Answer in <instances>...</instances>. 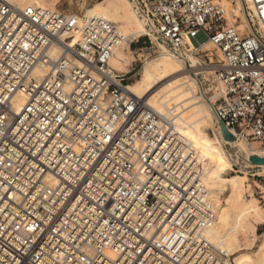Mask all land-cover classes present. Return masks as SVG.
Returning <instances> with one entry per match:
<instances>
[{
  "label": "built area",
  "instance_id": "built-area-1",
  "mask_svg": "<svg viewBox=\"0 0 264 264\" xmlns=\"http://www.w3.org/2000/svg\"><path fill=\"white\" fill-rule=\"evenodd\" d=\"M129 1L149 42L221 54L216 129L264 150V0ZM120 40L103 18L0 0V264H235L206 236L186 139L109 66Z\"/></svg>",
  "mask_w": 264,
  "mask_h": 264
},
{
  "label": "bare ground",
  "instance_id": "bare-ground-1",
  "mask_svg": "<svg viewBox=\"0 0 264 264\" xmlns=\"http://www.w3.org/2000/svg\"><path fill=\"white\" fill-rule=\"evenodd\" d=\"M7 1L18 8L27 6L50 10L55 8L51 0ZM225 4L229 5L223 2L224 8ZM237 8H239V4H237ZM82 9L85 17L97 16L116 23L121 40L113 50L109 66L116 72L119 71L118 73L128 72L130 61L126 57L124 49L129 48V44L138 36L150 35L146 29L145 21L136 15L132 3L129 0H105L102 3L94 4L92 7ZM225 10L228 13L227 23L232 24L230 19L234 21V18L230 16V12L233 7L231 11L226 8ZM235 15L241 18V24H243L244 19L239 16L236 9ZM117 24L124 28L129 39ZM208 44V42L203 41L198 46L187 45V48H193L197 52L206 49V47L208 49ZM187 55L192 57V54ZM219 56L222 57L220 53ZM213 69L205 66H185L175 54H162L143 65L140 78L135 83L128 84L126 91L130 95L145 101L165 122L173 124L174 129L186 139L187 145L195 157V162L199 166L200 183L208 192V200L215 215L214 223L206 231L209 240L233 255L235 264H264V235L258 251L253 254L254 256L245 252L236 235L238 231L252 230L256 223H263L264 211L262 208L254 206L252 201L244 199L242 177L225 178V171L231 161L226 158L227 160L221 162L223 160L221 152L205 132L213 124L214 117L212 105L209 107L206 104V101L210 100L201 91L197 75L212 72ZM36 74L43 75L44 68H38ZM217 91L221 97L223 87L220 83H218ZM219 134L217 137L220 143L224 142L231 146L237 145L241 152L247 150V144L240 141L241 139L229 143L223 140L221 133ZM251 154L264 158V150ZM251 154L250 157H252ZM204 167L207 169L205 173ZM252 167L264 170V165H252ZM223 194H226V198L222 204L220 196Z\"/></svg>",
  "mask_w": 264,
  "mask_h": 264
},
{
  "label": "rangeland",
  "instance_id": "rangeland-1",
  "mask_svg": "<svg viewBox=\"0 0 264 264\" xmlns=\"http://www.w3.org/2000/svg\"><path fill=\"white\" fill-rule=\"evenodd\" d=\"M103 1L105 0H51V2H53L55 5V8L53 10L59 11L63 14H76L78 16H83L82 8H89L94 4L102 3ZM225 8L229 11H231L232 9V7L227 4H225ZM230 23H234L233 19H230ZM237 24H240L239 20L237 21ZM117 25L121 27L123 34L125 36L127 35L126 37H128V34L125 32L124 28L120 24ZM140 37L142 39H148L147 36L144 35L138 36V38ZM134 41H132L131 43H133ZM150 43L151 46L140 51H136L130 46L129 48L124 49L126 57L130 61L128 72L123 73L126 74L125 78L128 84L135 83L140 78L141 69L146 62L152 61L153 59L160 57L162 54H173L166 47L164 48V46L160 45L154 39V37L150 36ZM206 49L204 48L203 50L201 49L195 52L194 54H192V57L189 55H182L179 56V58L185 66L190 67L205 66L208 65L209 62H211L212 64H217L221 60L219 52L210 43L208 44V49ZM120 74H122V72H120ZM197 79L199 80V86L203 94L209 95L210 101L207 100L206 104L210 107V105L214 104L215 101L220 98L217 91L218 83L214 81L213 73L211 71L206 73H199L197 75ZM205 132L207 136L212 140V143L221 152V156L223 157V160H221V162L227 160L226 158H229L231 161L225 171V178H230L231 176L242 177L244 181V199L252 201L254 206L261 208V205L264 202V170L262 171L259 168H253L249 161V158L251 153L261 152L262 149L254 143L245 142L243 140L240 141L247 144V150L245 152H241L237 145L231 146L224 142L220 143L217 137V134H220L218 133L214 122ZM206 170V167H204V173L206 172ZM220 198V202L223 204L226 198V194L221 195ZM263 234L264 223H256L254 229L238 231L236 235L240 245L244 248L245 252H248L251 256H254L253 254L258 251V247L263 241Z\"/></svg>",
  "mask_w": 264,
  "mask_h": 264
},
{
  "label": "water",
  "instance_id": "water-1",
  "mask_svg": "<svg viewBox=\"0 0 264 264\" xmlns=\"http://www.w3.org/2000/svg\"><path fill=\"white\" fill-rule=\"evenodd\" d=\"M219 129H220V133L224 141L229 142V143L235 141V138L226 131L222 123H219ZM249 161L252 165H264V158L252 156L249 158Z\"/></svg>",
  "mask_w": 264,
  "mask_h": 264
},
{
  "label": "crops",
  "instance_id": "crops-1",
  "mask_svg": "<svg viewBox=\"0 0 264 264\" xmlns=\"http://www.w3.org/2000/svg\"><path fill=\"white\" fill-rule=\"evenodd\" d=\"M150 45V42L148 41V39H142L141 37L138 38L136 41H134L132 44H131V48H134L136 51H139V50H143V49H146L148 48ZM207 97V99H210L209 98V95L206 94L205 95ZM261 208L262 210L264 211V202L263 204L261 205ZM264 223V222H263ZM264 235V234H263Z\"/></svg>",
  "mask_w": 264,
  "mask_h": 264
}]
</instances>
